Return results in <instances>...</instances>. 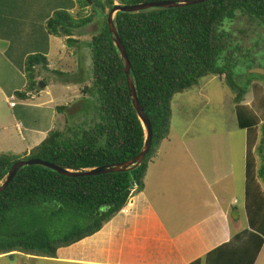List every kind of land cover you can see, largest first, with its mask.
<instances>
[{
	"label": "trees",
	"instance_id": "obj_1",
	"mask_svg": "<svg viewBox=\"0 0 264 264\" xmlns=\"http://www.w3.org/2000/svg\"><path fill=\"white\" fill-rule=\"evenodd\" d=\"M152 1L162 0H75L80 8L75 15L57 9L46 19L48 34L65 37L68 46L78 43L74 29L95 19L99 22L98 31L88 41L92 84L85 85L82 92L97 95L100 119L91 127H74L68 133L51 130L23 154L0 153V184L19 160L39 158L84 169L139 154L144 129L131 103L125 62L107 19L116 4ZM88 6L92 9L86 14ZM114 23L131 64L140 104L152 124L151 147L140 166L122 172L69 176L38 164L21 167L0 191V254L17 251L55 257L58 248L96 233L110 221L134 191L144 188L149 164L158 157L162 143L172 139L175 94L192 88L203 77L216 75L234 93L232 102L240 105L249 89L246 83H238L236 69L248 58L254 63L257 60L256 50L245 44L240 33L257 30L264 37V0H204L174 8L118 11ZM41 69H49L46 53L27 56L22 67L26 86L16 95L28 97L27 92L32 94L41 87ZM57 108L63 111L65 106ZM239 118L244 121L251 115L241 112ZM262 127L261 145L264 123ZM261 145L257 149L262 158ZM259 173L264 174V167Z\"/></svg>",
	"mask_w": 264,
	"mask_h": 264
},
{
	"label": "crops",
	"instance_id": "obj_2",
	"mask_svg": "<svg viewBox=\"0 0 264 264\" xmlns=\"http://www.w3.org/2000/svg\"><path fill=\"white\" fill-rule=\"evenodd\" d=\"M57 9L76 13L78 6L75 0H0L2 151L28 152L54 127L58 108L48 84L27 92L28 97L16 91L26 86L22 67L27 56L46 53L49 57L52 52L51 43L58 37L48 34L46 19ZM239 115L237 111L240 127L254 125L253 115L244 121ZM245 131L242 148L248 155V144L254 145L262 136L255 138V132ZM11 138L15 141H7ZM172 146L171 156L167 155ZM161 156L167 159L157 162ZM259 166L252 168L246 157L237 174L233 166L221 169L203 161L200 152L186 147L184 140L176 145L167 139L148 166L144 188L134 191L126 206L99 231L58 248L55 257L15 251L0 254V264H10L9 257L13 263L34 264L20 261L23 256L63 264H256L255 246L259 250L264 246V183L256 173ZM152 174L155 179L150 182Z\"/></svg>",
	"mask_w": 264,
	"mask_h": 264
},
{
	"label": "rangeland",
	"instance_id": "obj_3",
	"mask_svg": "<svg viewBox=\"0 0 264 264\" xmlns=\"http://www.w3.org/2000/svg\"><path fill=\"white\" fill-rule=\"evenodd\" d=\"M86 9V14L91 13V7L88 6ZM96 11L99 12L97 9ZM72 14L76 13L72 12ZM96 20L83 28L74 29V37L78 40L76 46H68L63 41L65 37H55L51 43L53 50L48 57L49 69L40 70L42 79H39V84L42 81L49 85L47 90L55 106H65L63 111L55 109L56 119L52 130L68 133L74 127H91L100 119L97 95H87L82 92L85 85L92 84L88 41L100 26ZM230 25L232 28L235 26L234 23ZM240 35L244 36L247 46L256 50L257 56L255 63L252 58H248L236 69L238 83L242 85L246 83L249 89L243 102L240 105L234 104L232 102L234 93L223 79L216 75H209L201 78L192 88L175 94L171 106L173 142L177 145L184 140L186 147L200 152L203 161L216 164L217 167L221 166V169L225 165L233 166L237 174L245 164L246 157L247 163L252 168L257 165H260L259 169L264 167V155L261 158L257 149L261 145L257 137L260 135L261 138L262 123H264V37L261 38L257 30L255 32L248 30ZM256 41H258L257 45ZM258 62L261 64L260 67L257 66ZM56 69L63 73H55ZM248 81L251 83L248 84ZM237 111L239 114L243 112L255 116L254 125L247 129L240 127L237 123ZM259 122L262 123L259 125ZM245 130H248V133L250 131V134L255 132L254 136L258 140V143L255 140L254 145H251V142L248 144V155L242 148ZM7 141H15V139L11 138ZM261 146L264 147V143ZM173 148V146L168 148L167 155ZM8 149H10L9 146ZM2 152L5 151L0 150V153ZM9 152L13 151L9 150ZM164 159L167 157L161 156L157 162ZM157 162L155 164H162ZM259 169L256 171L257 174H260ZM259 177L261 183H264V174ZM154 179L155 176L152 174L148 180L153 182ZM258 247L260 246H255L258 256L256 264H264V246L260 250ZM6 260L10 264H18L17 260L13 263L10 257ZM20 261H29L34 264H63L51 258L38 260L27 259L25 256L20 258Z\"/></svg>",
	"mask_w": 264,
	"mask_h": 264
},
{
	"label": "water",
	"instance_id": "obj_4",
	"mask_svg": "<svg viewBox=\"0 0 264 264\" xmlns=\"http://www.w3.org/2000/svg\"><path fill=\"white\" fill-rule=\"evenodd\" d=\"M204 0H162V1H152V2H142L137 4H128V5H121L116 4L112 10L108 14V26L109 31L111 33L113 42L115 46L120 51L121 58L125 62V73L127 76V83H128V90H129V96L132 105L134 106L137 115L142 123L143 129H144V141L141 151L137 156L130 160H126L123 162H117V163H110V164H104L97 167L92 168H71L68 166L48 162L39 158H30L27 160H19L16 161L12 167L10 168L7 176L5 177L4 181L0 184V191L3 190L8 183L11 181V179L16 175L18 170L26 165H43L46 167H49L55 172H58L60 174L69 175V176H82V175H94V174H101V173H107V172H122L127 170H132L134 168H137L141 165L144 156L148 152V150L151 147L152 144V138H153V129L152 124L147 117L144 108L141 106L135 83L133 81V78L131 77V64L128 58V55L126 53V49L122 43V40L116 30L114 18L118 11H125V12H136L139 10H144L150 7H164V8H174L186 4H193L197 2H201ZM41 86H44V82H40Z\"/></svg>",
	"mask_w": 264,
	"mask_h": 264
},
{
	"label": "built area",
	"instance_id": "obj_5",
	"mask_svg": "<svg viewBox=\"0 0 264 264\" xmlns=\"http://www.w3.org/2000/svg\"><path fill=\"white\" fill-rule=\"evenodd\" d=\"M11 105H14V102H11Z\"/></svg>",
	"mask_w": 264,
	"mask_h": 264
}]
</instances>
